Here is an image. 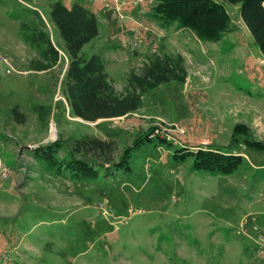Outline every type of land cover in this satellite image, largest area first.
<instances>
[{
	"label": "rangeland",
	"instance_id": "374dc122",
	"mask_svg": "<svg viewBox=\"0 0 264 264\" xmlns=\"http://www.w3.org/2000/svg\"><path fill=\"white\" fill-rule=\"evenodd\" d=\"M53 1L0 0V264H264L254 243L264 245V63L236 5L224 3L229 28L210 42L176 23L161 27L151 0H59L96 4L97 35L80 54L100 55L117 93L132 90L128 73L153 55L178 54L186 72L182 83L143 92L127 115L86 121L62 94L67 61L48 18ZM20 23L48 34L56 63L34 69L39 52ZM236 122L263 147L238 136L228 148L243 159L232 173L194 170L190 157H173L182 146L222 148ZM144 133L151 140L129 151L127 168L114 165ZM85 136L110 150L74 148ZM55 140L63 142L57 156L70 149L106 170L83 181L56 175L31 155Z\"/></svg>",
	"mask_w": 264,
	"mask_h": 264
},
{
	"label": "trees",
	"instance_id": "16d2710c",
	"mask_svg": "<svg viewBox=\"0 0 264 264\" xmlns=\"http://www.w3.org/2000/svg\"><path fill=\"white\" fill-rule=\"evenodd\" d=\"M151 17L161 27L176 23L178 28H186L201 41H217L229 28L230 18L224 3L237 5L238 17L244 24L255 48L264 58V0H151ZM23 11L36 12L23 7ZM48 18L57 30L63 44L66 57V68L62 79V94L70 113L86 121L127 115L140 105V95L155 86L175 81L182 83L185 69L182 59L177 54L153 55L144 64L139 73L130 71L126 78L131 91L117 93L105 71L99 54L92 53L88 58L80 54L81 47L97 35L95 14L78 3L65 5L59 0L49 5ZM20 23L22 36L32 48L38 49L40 62L34 65L35 70L49 68L59 58L58 49L51 43L48 34L41 29H26ZM42 46V47H41ZM12 113L21 120L15 107ZM19 114V115H18ZM19 116V118L17 117ZM19 120V121H20ZM242 136L246 146L260 148L259 140L250 138L249 127L236 122L231 128L227 144L220 146L197 147L182 146L175 150L174 158L185 160L191 158V168L204 170L212 174H229L235 171L242 162V156L228 147ZM149 134L136 135L131 147H126L116 166L127 168L129 151L143 141H150ZM160 141L165 142L162 138ZM65 143V142H64ZM88 144L93 150L105 153L110 150V143L101 139L85 136L74 141V148L81 149ZM63 142L55 140L38 145L31 150L32 157L44 163L56 175L66 176L69 180L83 181L96 178L100 168L106 170L98 161H91L85 156H76L67 149L63 156H57Z\"/></svg>",
	"mask_w": 264,
	"mask_h": 264
},
{
	"label": "built area",
	"instance_id": "2783aa9c",
	"mask_svg": "<svg viewBox=\"0 0 264 264\" xmlns=\"http://www.w3.org/2000/svg\"><path fill=\"white\" fill-rule=\"evenodd\" d=\"M114 1H117V0H114ZM132 1H135V0H132ZM115 9L116 11L119 12V8H120V4H115ZM120 14V12H119ZM126 17V16H124ZM133 35H136L137 34V31L136 30H132L131 31ZM262 242H264L263 240H261ZM255 245H256V253L259 254V253H262V255H260V258L263 259V262H264V245L261 244V242L259 241H254Z\"/></svg>",
	"mask_w": 264,
	"mask_h": 264
},
{
	"label": "crops",
	"instance_id": "0c3cea01",
	"mask_svg": "<svg viewBox=\"0 0 264 264\" xmlns=\"http://www.w3.org/2000/svg\"><path fill=\"white\" fill-rule=\"evenodd\" d=\"M82 1H86V0H82ZM80 3H81V5H83L84 7L88 8V9L90 8V10L95 14V16L97 15L96 17H98L99 12H97V14H96L95 9H94V7H95L96 4H94V3L91 4V3H90V4L86 5L85 2H79V4H80ZM99 5H100V4H99ZM67 6H68V5H67ZM97 6H98V5H97ZM235 7H236V9H237V5H236ZM98 9H99V8H98ZM101 12H103V11L101 10ZM101 12H100V13H101ZM101 14H102V13H101ZM129 15H133V14H129ZM102 16H103V15H102ZM108 18H111V16H109ZM103 19H104V17H103ZM260 59H262V61H263L262 63H264V58H263V56H262V57L260 56Z\"/></svg>",
	"mask_w": 264,
	"mask_h": 264
}]
</instances>
